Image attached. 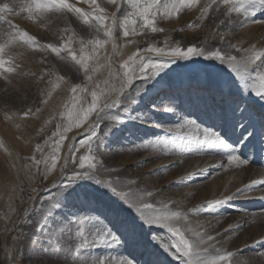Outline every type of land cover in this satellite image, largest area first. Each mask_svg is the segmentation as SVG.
I'll list each match as a JSON object with an SVG mask.
<instances>
[{
  "label": "rangeland",
  "instance_id": "rangeland-1",
  "mask_svg": "<svg viewBox=\"0 0 264 264\" xmlns=\"http://www.w3.org/2000/svg\"><path fill=\"white\" fill-rule=\"evenodd\" d=\"M2 2L6 0H0ZM70 2L85 11H92L82 0ZM139 2L144 5L152 0ZM174 2L158 0L152 9L155 14L153 26L160 31L153 32L151 28H145L135 37H124L119 30L115 33V42L122 56L113 54L111 43L106 46L107 55L112 58V70L121 75L123 69L120 65L133 53L145 60L164 59L169 66L148 80L134 78L132 85L125 89L124 96L120 97L122 103L119 109L100 112L99 109L103 107L101 100L97 109L79 126L68 128L70 121L67 113L72 110V105L71 92L66 84L61 83L50 97L48 92L52 88L49 80H55L56 75L65 76L68 83H79L91 88L83 72L69 71L72 69L71 64L60 61L50 51L42 52L36 50L35 46L15 48L14 54L18 58L17 62L22 64L23 71L35 75H14L11 84L0 77V264H5L8 256L14 259L12 264H98L101 260L106 264H127V261L132 264H150L151 257H145L143 242L153 239L154 235L160 238L158 244L167 245L168 253L179 262L197 264L198 257L185 256L172 247L173 236L165 222L147 224L132 207L95 180H77L68 184L66 177L72 174L73 169L87 170V164L85 169H80L78 163L85 156L92 158L101 179L116 181L114 186L118 190L131 188L137 200L142 199L154 205L155 214L166 216L181 211V218L171 223L190 240L199 239L194 233L197 232L195 229L201 227L193 223L194 215L190 216L192 208L194 210L197 205L203 206L212 198L223 199V196H227L226 185L225 189L221 186L231 180L229 172H234L232 182L235 180L240 188L244 186V192L238 194L235 200H228L211 210L205 207L202 227L208 226L207 232L204 229L206 233L220 231L225 221L226 224L234 223L237 217L249 214L248 225L240 229L231 244L232 247L237 245L248 249L246 261L264 264V257L258 256L264 253V184L261 183L264 180V143L256 139V130H264V96L257 95L253 90L255 70L247 80L242 81L236 72L216 59H205L204 56L190 59L162 58L154 52L145 51L154 47L179 46L183 49L196 46L203 48L205 54L221 50L222 55L231 53L239 60L244 53L238 52L237 48L255 45L259 50L264 47V6L252 5L254 15L249 19L248 26L237 28L235 20L245 19L242 11L225 15L223 6L217 8L209 0H197L195 6L182 8L178 13L169 15L164 5ZM97 3L109 14L116 13L121 20L123 13L134 11L128 0H117V5L109 4L108 0H97ZM206 4L209 7L204 12ZM202 13L203 19H200ZM9 19L42 44L63 43L62 38H67L72 32L76 33L77 40L88 38L91 33L73 14L51 15L42 23L30 21L24 15L10 16ZM140 26V22H137L136 27ZM7 27V24H0V38H3V29ZM65 28L71 31L65 32ZM132 39H135V44L129 43ZM229 45H236V48ZM72 47L78 49L79 45L73 43ZM104 55L102 50V64L106 63L103 61ZM47 72L54 75L41 78ZM108 73V68L101 67L94 74L101 88L105 87L102 81L109 79ZM112 83L120 87L119 81L112 80ZM138 87L142 90L136 95ZM160 94L167 95L165 101L152 103L151 99ZM80 95L76 112L91 105L90 92ZM115 98L116 94L113 93L112 99ZM124 99L135 102L123 103ZM45 100L47 103H44ZM253 102L258 105L253 107ZM141 104L148 106L139 111ZM166 105L172 106L174 111L161 110ZM29 108L32 113L25 117L24 112ZM105 113L116 115L119 119L98 122L97 116H104ZM186 119H192L201 128L218 133L224 143L217 144L202 137L192 138L168 131L169 127L178 126ZM97 123V135L91 141L92 152L88 151L87 145L80 148V141L89 138L90 129ZM65 128H68L67 132ZM4 131H9L15 142L4 138L1 134ZM58 132L63 134L64 139L59 151L54 152L60 140L59 135H54ZM120 138H127V143L115 149ZM38 144L42 146L39 151L36 148ZM232 154L248 163L229 164L227 157ZM73 156L77 160L75 163L72 162ZM65 157L69 160L67 165ZM53 160L54 169L51 167ZM37 161L40 163L37 164ZM251 165L255 167L253 173L247 171ZM206 167L213 168V171L206 175L203 173L207 172ZM100 169L114 171L101 176ZM164 182H171L169 189H164L165 186L156 187ZM149 192L151 196L147 195ZM167 192L169 194L166 195ZM180 193L183 197L180 195L175 201H181V204L166 208L169 195ZM203 195L208 198L200 199ZM246 196H252L249 200L261 204L256 207L241 204L240 201ZM48 197L53 199L49 201ZM219 218L225 220L222 222ZM106 232L108 236L104 240L92 239ZM248 232H252L251 235ZM206 233L202 235L207 236ZM220 248L209 246L208 252L201 255L211 256Z\"/></svg>",
  "mask_w": 264,
  "mask_h": 264
},
{
  "label": "snow or ice",
  "instance_id": "snow-or-ice-1",
  "mask_svg": "<svg viewBox=\"0 0 264 264\" xmlns=\"http://www.w3.org/2000/svg\"><path fill=\"white\" fill-rule=\"evenodd\" d=\"M83 3H87L92 11H85L81 7H77L75 4L71 3L70 0H6V2L0 3V24H7V28L3 29V38H0V77L11 84L12 77L14 75H20L23 77H28L35 75V73L23 71L22 64L17 62V56L14 54V50L18 46H35L36 50L45 52L50 51L54 53L56 57H59L60 61L66 64H71L74 72H83L84 77L87 79L91 88L86 87L82 84H71L65 80V76L56 75L55 80H49V84L52 85L51 90L48 92V96H51V92L56 88L61 86V83L66 84L68 90L71 92L70 103L72 105V110L68 111L67 115L70 121L68 128L73 126H79L84 120L88 118V115L97 109L98 104L103 103V107L99 109L100 112H104L105 109H119L121 105V96H124V91L127 87L132 85L133 79L148 80L150 77L158 74L159 71L168 67V63L164 59L145 60L142 56L138 57L137 53L129 55L127 59L123 60L120 67L123 69V74L116 70H112V58L107 55L106 46L111 43L112 51L114 55H120L121 53L117 43L115 42V33L119 30L122 31L124 37L139 35L143 29L151 28L153 32L160 31L161 29L155 28L154 17L155 14L152 9L156 7L158 0H152L149 4L141 5L139 0H128L129 6L134 10L133 12L123 13V19H119L116 13L109 14L106 12L105 8L101 7L97 0H82ZM109 4L117 5V0H108ZM197 3V0H175L172 4H165L164 8L167 14L173 12L178 13L182 8L193 7ZM210 4H214L217 8L223 6L224 14L229 15L231 12H243L245 19L241 20L237 18L235 20V27L242 28L247 27L249 24V19L254 15V10H251L252 5L264 6V0H209ZM209 4L204 6V12H207ZM73 14L83 25L87 26V29L91 30L88 38L76 39V33L72 32L67 38H62L63 43L55 44L48 43L42 44L33 35H30L27 31L21 29L19 25L14 24L10 16H20L24 15L28 20L33 22H44V20L51 15H68ZM203 19V13L200 17ZM110 21V22H109ZM137 22H140V28L136 27ZM259 22V21H258ZM223 23V21H221ZM65 32L71 31L68 28L64 29ZM73 43H78L79 47H72ZM129 43L135 44V39L129 41ZM126 46V45H125ZM229 47L236 48V45H229ZM105 52L103 56V61L106 63H101L100 53ZM146 52H154L159 57L166 58H184L190 59L193 56H204L205 59H216L226 64L233 72L237 73V76L242 81L247 80V78L253 74L255 70V83L253 85V90L259 96H264V47L257 50L255 45L248 48H237L238 52L244 53L241 59H237V56L231 53L221 54V50L215 52H209L205 54L203 48L196 46H188L186 48H181L179 46L175 48H148L145 49ZM101 67L109 69V79L102 81L104 88L100 87V82L94 79V74L100 71ZM147 70V71H146ZM44 75L52 76L54 73L47 72ZM112 80L120 82V87L117 88ZM141 87L136 88V95H139ZM92 97L91 105L86 109H81L76 112V106L81 100V93H89ZM116 94V98L112 99V94ZM134 100L124 99L123 103H134ZM7 103V101H5ZM47 103V100L44 101ZM67 108L68 106L65 105ZM161 110L163 111H174L172 106H164ZM36 111H40L36 109ZM32 113V109L29 108L28 111L24 112V116L28 117ZM104 119H110L112 121L118 120L119 117L116 115L109 116L105 113L104 116H97V120L102 121ZM99 123L94 125L90 129L89 138L87 140H81L79 147L83 148L87 145L88 151L92 152V138L97 135V128ZM65 128V132L68 131ZM186 130V131H185ZM169 132L183 133L185 136L192 138H203L204 140H211L217 144L224 143L220 135L212 130L201 128L196 121L192 119H186L182 124L169 127ZM106 132V130H105ZM54 135H59L60 140L57 142L54 152H58L61 144L63 143V134L55 133ZM47 143V142H46ZM41 145H36L37 150H41ZM78 149H70V151H76ZM69 162L68 158L65 157V165ZM72 162H77L76 157H72ZM227 162L229 164L237 163L247 164L248 162L242 160L238 155L232 154L227 157ZM37 164L40 161L36 162ZM79 168L85 169L87 164V170L77 171L73 169L72 174L66 177L68 184H71L77 180L92 179L96 183L102 184L104 187L110 189L115 195H117L126 204L132 207L138 214L145 219L146 223L149 225H158L162 221L168 228V231L172 233L173 240L171 241L172 247L176 249L177 252L183 253L188 257H198L197 264H237L234 257L239 256V251L233 252L228 251L221 245L220 249H217L215 254L209 256H202V253H207L209 246H215L216 238L207 235L203 236L199 232H195L194 235L198 236V240H190L185 238V235L177 227H174L171 223L173 220H179L183 215L180 212L173 213L171 215L161 216L155 214L156 210L152 203L144 202L142 199L137 200L133 195L134 192L131 188L128 190L120 189L118 190L116 181L112 179H101L97 175L96 164L92 163V158L83 157L78 161ZM51 167L55 168V162L51 164ZM100 175H104L106 172L110 173L114 170L100 169ZM63 190V188L61 189ZM244 190H239L237 193H233L231 196H225L223 199H214L206 203V205L201 206L199 211H202L205 207L211 209L224 202L236 198L238 194H241ZM151 196L152 193L147 194ZM246 193H244V196ZM49 201L53 198L48 197ZM194 211H197L194 209ZM237 227H242L238 225ZM75 232V229L72 230ZM108 236V233L96 237L93 236L92 239L104 240ZM115 239V237H112ZM153 239L158 243L159 237L157 235L153 236ZM213 242L211 245L208 242ZM162 245V244H161ZM167 250V245H162ZM259 257H264V253H260ZM98 264H106L104 260L98 261ZM127 264H132L131 261H127ZM243 264H251L250 261H244Z\"/></svg>",
  "mask_w": 264,
  "mask_h": 264
},
{
  "label": "bare ground",
  "instance_id": "bare-ground-1",
  "mask_svg": "<svg viewBox=\"0 0 264 264\" xmlns=\"http://www.w3.org/2000/svg\"><path fill=\"white\" fill-rule=\"evenodd\" d=\"M225 89V88H224ZM224 91V90H223ZM166 96L167 95H165V94H160L158 97H155V98H152L151 99V102L152 103H162V102H164L165 101V98H166ZM248 96V95H247ZM161 97H163V99H161ZM245 101V100H244ZM229 102V101H228ZM258 105V103L257 102H253V107H256ZM148 105L147 104H141V106H140V108H139V111H143V109L145 108V107H147ZM226 107V106H225ZM253 107H251V109L253 108ZM248 110V109H247ZM249 110H250V107H249ZM218 112H219V110H218ZM136 113H134L133 114V116L135 117L136 115H135ZM252 114V113H251ZM250 115V114H249ZM241 116V115H240ZM222 117V116H221ZM226 117V116H225ZM256 120H254V122H255ZM222 122V121H221ZM253 122V123H254ZM253 123H252V125H253ZM247 124V123H246ZM214 125H216V124H214ZM219 127V126H218ZM261 128H262V126H261ZM254 129V128H253ZM231 130V129H230ZM223 131V130H222ZM228 131V130H227ZM256 132H257V134H258V138H256V139H258L259 140V142L261 141L262 143H264V130L263 129H257L256 130ZM3 136H4V138H6V139H8V140H10V141H12V142H15L14 141V138L12 137V135H11V133L9 132V131H4L3 133H1ZM2 137V136H1ZM126 139L127 138H120V139H118V146H115V149H120V146H122V145H124V144H126L127 142H126ZM254 140H255V138H254ZM237 141V140H236ZM259 144V143H258ZM252 146V145H251ZM262 146H264V144L262 145ZM262 148V147H261ZM263 149V148H262ZM260 150V149H259ZM249 155V154H248ZM263 155V154H262ZM261 157V156H260ZM254 159V158H253ZM256 159V158H255ZM258 160V159H257ZM250 164H252L251 162H250ZM211 167V166H210ZM210 167H206L207 168V172H205L204 170V172L203 173H205L206 175H207V173H210L211 171H213ZM255 167H253V165H251V166H249L248 167V169H247V171L249 170V173H253L254 172V169ZM200 170V169H199ZM218 172V171H217ZM214 173V172H213ZM230 173V181H228L227 183H225L224 185H222L221 186V188L222 189H225V185H226V189H227V193L225 194V195H227V196H231L233 193H237L239 190H242V189H244L245 187L243 186L242 188H240L241 186H237L236 184L237 183H235V180H234V183L232 182V180H233V178H234V172L232 173V172H229ZM196 173H194V175H195ZM198 174V173H197ZM228 174V173H227ZM193 175V176H194ZM239 176V175H238ZM205 177V176H204ZM199 179H200V177H198ZM229 180V179H228ZM262 184H264V180L261 182ZM171 186V182H164V183H162L161 185H158L157 184V186L156 187H159V186H165L164 187V189L167 187H170ZM176 185V184H175ZM169 189V188H168ZM220 189V188H219ZM215 191V190H214ZM243 193V192H242ZM264 193V192H263ZM164 194V193H163ZM167 194H169V192H167L166 193V195ZM223 194V193H222ZM180 195L182 196V194L180 193V194H176V196H172V195H169V198H167V201H166V205H165V207L166 208H169V207H171L172 208V205H178V204H181L179 201V203H177L175 200H177V199H179V197H180ZM184 195V194H183ZM214 195H215V193H214ZM239 195H241V194H239ZM239 195H237L236 196V198H238L239 197ZM165 196V195H164ZM204 197H200V199L201 198H205V200L208 198L207 196H205V195H203ZM253 196V195H252ZM251 196V197H252ZM261 196H263V195H261ZM260 196V197H261ZM183 197V196H182ZM188 197V196H187ZM217 197V196H216ZM225 196H223V198H224ZM251 197L250 196H246V197H244V199L243 200H241L240 202H241V204H243V205H246V206H248V207H250V206H257V205H260L261 204V202H257V201H252V200H249V199H251ZM253 198V197H252ZM255 198H257V197H255ZM264 198V197H263ZM184 199V198H183ZM199 199V200H200ZM215 199V198H214ZM259 199V198H258ZM195 200V199H194ZM211 200H213V198L211 199ZM235 200V199H234ZM260 200V199H259ZM190 202V201H189ZM200 202V201H199ZM228 202V201H227ZM237 202V201H236ZM184 203V202H183ZM185 203H187V201L185 202ZM205 203V202H204ZM191 204V203H190ZM194 204H197V203H194ZM206 204V203H205ZM204 204V205H205ZM183 205V207H184V204H182ZM187 205V204H186ZM225 205V204H224ZM179 206V205H178ZM177 206V207H178ZM219 206V205H218ZM189 207V206H188ZM180 208V207H179ZM201 208V206H199V205H197L196 207H195V210H197V211H194L193 210V208H192V212H190V216L191 215H194V220H195V222H193V223H198V226H201L200 227V229H195L197 232H199L201 235L202 234H204V233H206L207 232V228H208V226H207V228H204V227H202V223L204 222V216H205V212H206V209L204 208L202 211H199V209ZM177 209V208H176ZM182 209V208H181ZM180 209V210H181ZM168 210V209H167ZM208 210V209H207ZM211 210V209H210ZM217 211V210H216ZM177 212H179L178 210H177ZM181 212V211H180ZM213 212V211H212ZM184 213V212H183ZM186 214V213H185ZM216 214H218V213H216ZM249 214H244V215H242V216H239V217H237V221H235L234 223H227L226 224V221H225V223H222L223 225H222V227H221V230L220 231H209L208 233H206V234H208V235H211V236H213V237H215L216 238V240H215V246L213 247V248H215V247H218V246H223V248L224 249H226V250H228V251H233V252H236V251H239V256H237V257H234V259H236V261L237 262H239V264H243V262L244 261H246V254H247V252H248V249L247 248H243L242 246H239V247H237V245H236V247H232V242L234 241L233 239L238 235V233H239V231H240V229H242L245 225H248V222H249V216H248ZM164 216V215H163ZM190 216H188V217H190ZM187 217V218H188ZM184 219V218H183ZM221 218H219V220H220ZM252 219V218H251ZM185 220V219H184ZM222 220V222L225 220V219H221ZM227 220V219H226ZM187 221V220H186ZM192 221H193V219H192ZM231 221H233V220H231ZM213 222V221H212ZM251 222V221H250ZM205 224H207V223H205ZM205 224H204V226H205ZM210 225V224H209ZM213 225V224H212ZM238 225H242V227H237ZM250 227V226H249ZM248 227V228H249ZM210 228H212L211 226H210ZM204 229H206V232H205V230ZM219 230V229H218ZM245 230V229H244ZM246 231V230H245ZM248 231H250V230H248ZM244 232V231H243ZM241 233V232H240ZM249 233V235H251V233L250 232H248ZM257 234V233H256ZM243 235V234H242ZM248 235V234H247ZM240 236V235H239ZM247 238V237H246ZM250 238H252L251 236H250ZM255 238V237H254ZM257 238V237H256ZM243 239V238H242ZM248 239V238H247ZM5 240H6V235L4 236V238H3V243L5 242ZM143 240V239H142ZM229 241V242H228ZM232 241V242H231ZM246 241V240H245ZM250 241V240H249ZM257 241V240H256ZM237 242V241H236ZM235 242V243H236ZM144 243V244H143ZM143 243H141V244H143L144 246H145V248H146V251H145V257H151V259H150V264H182L181 262H179L175 257H173L171 254H169L168 253V251L167 250H165L162 246H160L154 239H147V240H145ZM208 243H210L209 245H211L213 242H211V241H209ZM250 243H252V242H250ZM240 244V243H239ZM248 244V243H247ZM256 244V243H255ZM255 244H254V247H256L255 246ZM259 244V243H258ZM246 245V244H245ZM251 246V245H250ZM212 247V246H211ZM247 247V246H246ZM253 248V247H252ZM252 250V249H251ZM256 251V250H255ZM257 252V251H256ZM149 257V258H150ZM210 257V256H209ZM249 260H250V258H249ZM254 260V259H253ZM13 261H14V259H12L11 260V256H8V258L6 259V261H5V264H12L13 263ZM149 262V261H148ZM252 262V261H251Z\"/></svg>",
  "mask_w": 264,
  "mask_h": 264
},
{
  "label": "crops",
  "instance_id": "crops-1",
  "mask_svg": "<svg viewBox=\"0 0 264 264\" xmlns=\"http://www.w3.org/2000/svg\"><path fill=\"white\" fill-rule=\"evenodd\" d=\"M90 98V97H89ZM87 109V107L85 108V110Z\"/></svg>",
  "mask_w": 264,
  "mask_h": 264
}]
</instances>
